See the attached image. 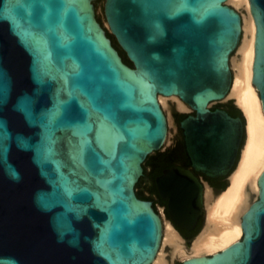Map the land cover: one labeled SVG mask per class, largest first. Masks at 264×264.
Here are the masks:
<instances>
[{
	"label": "water",
	"instance_id": "1",
	"mask_svg": "<svg viewBox=\"0 0 264 264\" xmlns=\"http://www.w3.org/2000/svg\"><path fill=\"white\" fill-rule=\"evenodd\" d=\"M226 0H0V264H152L160 206L191 249L203 189L230 190L249 119L232 87L244 44ZM252 82L264 111V0ZM175 97V138L157 96ZM243 235L198 261L264 264V170Z\"/></svg>",
	"mask_w": 264,
	"mask_h": 264
},
{
	"label": "bare ground",
	"instance_id": "2",
	"mask_svg": "<svg viewBox=\"0 0 264 264\" xmlns=\"http://www.w3.org/2000/svg\"><path fill=\"white\" fill-rule=\"evenodd\" d=\"M225 4H232L236 7L243 6L248 12L245 18L244 44H239V53H237H241V59L235 64L233 63L237 69L236 78L234 80L232 72V87L228 90L225 98L232 97L236 102H239L240 110L249 119L248 143L247 147H241L239 167H233V172L228 173L230 190L217 193L216 196L212 194L208 186H204L202 209L204 210L206 199L209 207L208 221L207 226L202 229L204 231L194 238L190 249L193 257L187 259L189 261L203 260L206 256L239 241L243 230L241 222L234 221V210L240 209L244 205L246 192L249 188H256V193L259 192L258 180L264 170V111L259 93L255 90L256 87L252 82L256 22L250 10L249 0H226ZM157 99L160 105L161 102L165 104L167 99H174L179 108L188 107L182 105L172 96L158 95ZM236 168L237 170L234 171ZM206 189L210 190L206 192ZM165 243H169L176 254L183 257L187 255L182 238L170 224L164 226L162 221L161 243L152 264H170L162 255V247Z\"/></svg>",
	"mask_w": 264,
	"mask_h": 264
},
{
	"label": "rangeland",
	"instance_id": "3",
	"mask_svg": "<svg viewBox=\"0 0 264 264\" xmlns=\"http://www.w3.org/2000/svg\"><path fill=\"white\" fill-rule=\"evenodd\" d=\"M227 5L232 6V7H236V6L232 5V4H227ZM237 8H239L240 13L242 15V18L244 19V28H245V18L248 15L247 9L245 7H243V6L242 7H237ZM240 47H241V45H240ZM230 59H231V61H229V65H230V69L233 72V77H234V80H235L236 74H237V69L234 67V64H235V62H238L241 59V53L240 54L236 53V54L231 55ZM226 101H235V99L232 98V97H228L227 99H225V102ZM172 105L174 106V110L176 112L191 113L189 107H186V108H183V109L179 108L177 106L176 100H174V99H167L165 104H163L161 102V107H162V110H163V112H164V114L166 116V120H167V135H166L165 142L163 143L162 147L159 150L166 149L173 142V140H174V138L176 136L175 127H174L173 112H172ZM243 151H244V148L242 149L241 160H242V157H243ZM236 170H237V168L234 171H236ZM210 189H206V192H207V190H210ZM249 189H251V188H249ZM212 194L217 196V193H213L212 192ZM205 207H204V210H203V220H204V226L206 227L207 226V221H208V214H209V207H208V203H207L206 199H205ZM156 209H157V213H159V215L162 218L164 226H166L167 224H170L168 222L165 214L163 213L161 207L160 206H156ZM203 231L204 230L199 229L198 234L200 235ZM241 239H242V237L239 239V241ZM185 251H186L187 255L183 257V256H180L179 254H176L175 251H174V248L169 243H165L163 245V247H162V255L164 256L165 260L168 263H170V264H174V262H176V261H183V260H187V259L193 257V255L190 253L191 252L190 249H185Z\"/></svg>",
	"mask_w": 264,
	"mask_h": 264
},
{
	"label": "flooded vegetation",
	"instance_id": "4",
	"mask_svg": "<svg viewBox=\"0 0 264 264\" xmlns=\"http://www.w3.org/2000/svg\"><path fill=\"white\" fill-rule=\"evenodd\" d=\"M199 179L201 180V182L210 187L209 178L199 175Z\"/></svg>",
	"mask_w": 264,
	"mask_h": 264
}]
</instances>
